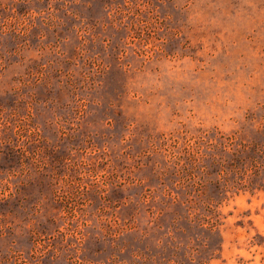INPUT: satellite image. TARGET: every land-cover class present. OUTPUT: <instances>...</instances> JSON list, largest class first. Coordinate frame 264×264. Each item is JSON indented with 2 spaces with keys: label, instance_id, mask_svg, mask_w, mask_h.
Returning a JSON list of instances; mask_svg holds the SVG:
<instances>
[{
  "label": "rangeland",
  "instance_id": "374dc122",
  "mask_svg": "<svg viewBox=\"0 0 264 264\" xmlns=\"http://www.w3.org/2000/svg\"><path fill=\"white\" fill-rule=\"evenodd\" d=\"M0 264H264V0H0Z\"/></svg>",
  "mask_w": 264,
  "mask_h": 264
},
{
  "label": "trees",
  "instance_id": "16d2710c",
  "mask_svg": "<svg viewBox=\"0 0 264 264\" xmlns=\"http://www.w3.org/2000/svg\"><path fill=\"white\" fill-rule=\"evenodd\" d=\"M192 158H194V155L192 154Z\"/></svg>",
  "mask_w": 264,
  "mask_h": 264
}]
</instances>
